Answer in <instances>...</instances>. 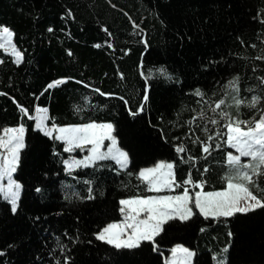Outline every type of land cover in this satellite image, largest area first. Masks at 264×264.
<instances>
[{
  "label": "trees",
  "instance_id": "trees-1",
  "mask_svg": "<svg viewBox=\"0 0 264 264\" xmlns=\"http://www.w3.org/2000/svg\"><path fill=\"white\" fill-rule=\"evenodd\" d=\"M262 21L264 0H0V25L23 55L17 64L0 48V130L26 129L15 212L0 194V264H165L176 244L194 251L193 264H264V208L205 219L193 207L191 219L168 221L138 248L96 238L122 219V200L160 193L139 177L158 161L174 164L192 196L199 187L184 183L189 174L205 191L226 188L231 147L219 112L250 121L264 110ZM236 77L239 93L227 87ZM234 96L261 102L237 109ZM220 99L226 104L213 112ZM37 106L48 109V125L112 121L129 165L69 170L65 158L91 145L66 152L29 118ZM254 179L264 189V174Z\"/></svg>",
  "mask_w": 264,
  "mask_h": 264
},
{
  "label": "snow or ice",
  "instance_id": "snow-or-ice-1",
  "mask_svg": "<svg viewBox=\"0 0 264 264\" xmlns=\"http://www.w3.org/2000/svg\"><path fill=\"white\" fill-rule=\"evenodd\" d=\"M14 35L8 27H3L0 30V48L7 50L11 47V54L16 57L15 62L19 64L23 59V55L12 43ZM161 71L165 70L161 69ZM59 83L61 81L55 82V84ZM54 86V84H50L48 87ZM227 87L239 93V77L229 81ZM197 95L202 96L203 93L197 90ZM146 99L147 96H145ZM233 102L237 109L242 105L254 109L260 104L261 98L252 96L250 101L246 102L244 99L234 96ZM225 104V99H220L215 103L212 111L220 110ZM21 110L25 115L28 114L27 109L22 108ZM37 111L40 115L37 117L36 128L41 130L45 136L63 141L67 145L66 152H72L77 148L84 149L87 145H91V148L88 149L91 154L83 160H73L68 163L69 170L77 167H89L96 161L102 160H114L121 168L127 167L129 163L128 154L117 146V141L112 135L113 126L111 124L88 123L79 126L60 127L53 123L52 127H48L46 121L50 117L47 109H37ZM203 115L201 113L202 117ZM219 116L228 120L225 125L227 128L226 144L238 153L234 155L229 152L227 154L226 163L234 170V174L226 177L225 190L204 192L203 182L193 183L191 174H189L184 183L201 189L195 194L194 198L189 195L188 190L185 188L182 195L150 196L122 200L120 203L124 207L121 208V211L128 213L126 217L128 222L123 225H108L97 234L96 238L98 240L113 245L117 249L138 248L141 241L154 242L155 238L164 231L163 226L168 221L191 219L196 214L193 207L198 209L199 214L204 216L205 219L209 217L214 219L231 217L236 213H246L256 208H264V189H260L257 180L254 179L264 174V110H261L259 120H256L255 116L250 121L233 120L226 111H220ZM209 122L213 125L219 123L216 119H210ZM205 131H208V129L205 128ZM25 132L26 129L23 124L16 128L0 130V149L3 150L0 151V194L3 195L4 199L10 201L13 212L17 209L21 190V185L13 178V174L19 165L20 151L25 147ZM54 133H56L55 136H53ZM220 135V132H216V136ZM212 139V136L208 137V140ZM105 140L111 141V146L108 147L106 152L101 150L104 147ZM211 147L210 144L205 143L202 150L204 153H209ZM216 147H219V145H216ZM177 151L184 152L185 149L179 147ZM242 157L249 158L248 162L243 163ZM139 177L147 183L148 191L152 192H161L165 189H172L174 186H180L175 179L173 163L162 162L154 168L144 169L139 173ZM5 180L7 181L6 185L3 183ZM142 213L144 219L140 218ZM128 230H131L130 233ZM58 246L61 251L66 247L60 245L59 241ZM178 253L182 254L180 264H191V258L195 255L194 252L183 246L173 249V257ZM2 254L0 253V255ZM57 264H59V261H57ZM65 264H67V258ZM173 264H176L175 260Z\"/></svg>",
  "mask_w": 264,
  "mask_h": 264
},
{
  "label": "rangeland",
  "instance_id": "rangeland-1",
  "mask_svg": "<svg viewBox=\"0 0 264 264\" xmlns=\"http://www.w3.org/2000/svg\"><path fill=\"white\" fill-rule=\"evenodd\" d=\"M3 27H5V26H2V25H0V30H2V28ZM12 43L13 44H15L14 43V39L12 40ZM16 46V45H15ZM17 48V47H16ZM3 49V48H2ZM18 49V48H17ZM5 50V49H4ZM19 50V49H18ZM6 52H9V53H11V47H9L7 50H5ZM20 51V50H19ZM15 57V56H14ZM16 58V57H15ZM39 109H47L46 107H43V106H41ZM47 113H48V109H47ZM40 115V113L38 112L37 113V117ZM48 116H49V113H48ZM260 119V118H259ZM258 119V120H259ZM38 123V120H36V124ZM46 123H47V121H46ZM36 124H35V126H36ZM88 124V123H87ZM97 124H111L112 126H113V132H112V135L115 137V139H116V141H117V146L122 150V151H125V152H127V154H128V151L125 149V148H122L120 145H119V143H118V140H117V138H116V136H115V133H114V123L112 122V121H104V123H97ZM56 125V124H55ZM79 125H83V124H69V125H60V127H67V126H79ZM47 126L48 127H52L53 126V124L52 125H48L47 124ZM56 126H58V125H56ZM242 127H243V125H242ZM14 128H16V127H14ZM109 141V140H108ZM107 141V142H108ZM108 144H110L109 145V147L111 146V141H109V143ZM66 147H67V145H66ZM0 151H3L2 149H0ZM103 151H107V149L106 150H103ZM230 152L231 153H233L234 155L235 154H238L237 152H236V150L235 149H233V148H231V150H230ZM87 156H89L88 154L87 155H84V156H82V157H79V156H69L67 159H66V161H64V163H65V165H66V167L68 168V163H70V162H72L73 160H83V159H85ZM128 159H129V154H128ZM248 160H249V158H247V157H242V162L243 163H246V162H248ZM129 162H130V159H129ZM167 163V161L166 160H161V162L160 163ZM128 165H129V163H128ZM127 165V166H128ZM155 166H152V167H150V166H147V167H143V169L142 170H144V169H149V168H154ZM74 169V168H73ZM232 171V172H231ZM230 171V173L228 174V176L229 175H233L234 174V170H231ZM13 178L21 185V190H20V195H19V201H18V206H19V202H20V197H21V193H22V184H21V182L20 181H18L16 178H15V176H14V174H13ZM5 185L7 184V181L5 180L4 182H3ZM223 190H225V188L224 189H221V190H219V191H223ZM199 191H201V189L199 188ZM204 192H208V191H205V190H203ZM213 191H216V190H213ZM3 196V195H2ZM152 196H165L164 195V193H160V194H155V195H152ZM192 196V195H191ZM150 197V196H149ZM193 198L195 197V193H194V195L192 196ZM142 198H146V197H142ZM9 203H10V201L9 200H7ZM11 204V203H10ZM12 206V205H11ZM18 206H17V208H18ZM191 206V205H190ZM242 206H243V202H242ZM124 207V205H122V208ZM124 214H125V216L127 217V215H128V213H126V212H124ZM140 218L142 219V217L140 216ZM128 221H127V219L126 218H124L123 219V221L122 222H120V223H118V224H121V225H123V224H125V223H127ZM129 231V233H130V231L131 230H128ZM178 246H182V245H177V246H175V247H173L171 250H170V252H169V255L168 256H166L165 257V262H166V264H173V261L175 260L176 261V264H180V262H181V258H182V254H180V253H178L175 257H173V249H175V248H177ZM184 247V246H183ZM186 248V247H185ZM187 249H189V248H187ZM190 250V249H189ZM191 251V250H190ZM192 262H193V257L191 258V264H192Z\"/></svg>",
  "mask_w": 264,
  "mask_h": 264
},
{
  "label": "crops",
  "instance_id": "crops-1",
  "mask_svg": "<svg viewBox=\"0 0 264 264\" xmlns=\"http://www.w3.org/2000/svg\"><path fill=\"white\" fill-rule=\"evenodd\" d=\"M40 107H37V109H39ZM37 120V119H36ZM90 123H96V122H90ZM101 123H104V122H101ZM14 127H16V126H7V127H5V128H14ZM105 142V141H104ZM109 145L110 144H104V147L101 149L102 151L103 150H106V149H108V147H109ZM91 153H89V155H90ZM67 159V158H66ZM66 159H65V161H66ZM160 162L161 161H158L157 163H155V164H153V165H151L150 167H152V166H157L158 164H160ZM167 163H172V162H170V161H167ZM143 169V168H142ZM142 169L140 170V172L142 171ZM187 190H188V188L187 187H185ZM184 188V189H185ZM184 189L183 188H179V187H176V186H174L172 189H165L164 191H161V193H164V195H171V196H175V195H182L183 194V191H184ZM216 191H219V190H216ZM188 192H189V190H188ZM197 192H199V190L197 191ZM197 192H195V194L197 193ZM208 192H212V191H208ZM189 195L191 196V194H190V192H189ZM149 196H152V195H148V196H137V197H133V198H130V199H126V200H132V199H139V198H142V197H149ZM141 217H142V219H144V214L142 213L141 214ZM124 218H126V216H124ZM123 218V219H124ZM123 220H119V221H114V222H111V223H109L108 225H110V224H118V223H120V222H122ZM107 225V226H108ZM107 226H105V227H107ZM104 227V228H105ZM103 228V229H104ZM102 229V230H103ZM100 233V232H99ZM192 251V250H191ZM193 252V251H192Z\"/></svg>",
  "mask_w": 264,
  "mask_h": 264
},
{
  "label": "bare ground",
  "instance_id": "bare-ground-1",
  "mask_svg": "<svg viewBox=\"0 0 264 264\" xmlns=\"http://www.w3.org/2000/svg\"><path fill=\"white\" fill-rule=\"evenodd\" d=\"M0 61H1V59H0ZM63 80H64V79H61V80H58V81H61V82H62ZM56 82H57V81H56Z\"/></svg>",
  "mask_w": 264,
  "mask_h": 264
}]
</instances>
